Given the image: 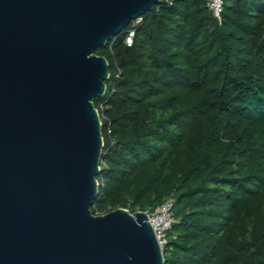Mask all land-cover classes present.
Masks as SVG:
<instances>
[{
  "label": "trees",
  "instance_id": "obj_1",
  "mask_svg": "<svg viewBox=\"0 0 264 264\" xmlns=\"http://www.w3.org/2000/svg\"><path fill=\"white\" fill-rule=\"evenodd\" d=\"M161 0L96 54L104 147L92 213L176 222L165 264H264V0ZM110 131V134H109Z\"/></svg>",
  "mask_w": 264,
  "mask_h": 264
},
{
  "label": "water",
  "instance_id": "obj_2",
  "mask_svg": "<svg viewBox=\"0 0 264 264\" xmlns=\"http://www.w3.org/2000/svg\"><path fill=\"white\" fill-rule=\"evenodd\" d=\"M161 0H0V264H165L143 211L94 215L96 51Z\"/></svg>",
  "mask_w": 264,
  "mask_h": 264
},
{
  "label": "built area",
  "instance_id": "obj_3",
  "mask_svg": "<svg viewBox=\"0 0 264 264\" xmlns=\"http://www.w3.org/2000/svg\"><path fill=\"white\" fill-rule=\"evenodd\" d=\"M206 6L209 12L214 18L218 21L221 19V15L224 9L223 0H205ZM142 21V18H138L130 24V30L125 39V44L127 46H132L133 39L135 36V27L139 25ZM110 134V131H109ZM132 213L130 209H125ZM143 211L148 216V221L150 222L158 242L163 249L168 242V233L172 229L174 223L176 222L175 213H174V202L172 199L165 200L160 206L156 209H147V210H138ZM99 216V214L97 215Z\"/></svg>",
  "mask_w": 264,
  "mask_h": 264
}]
</instances>
